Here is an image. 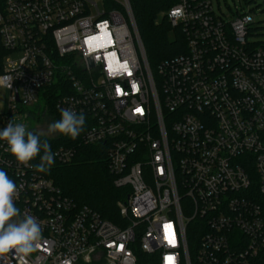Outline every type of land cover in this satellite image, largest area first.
<instances>
[{
	"label": "built area",
	"instance_id": "obj_1",
	"mask_svg": "<svg viewBox=\"0 0 264 264\" xmlns=\"http://www.w3.org/2000/svg\"><path fill=\"white\" fill-rule=\"evenodd\" d=\"M0 0V130L41 103L60 74L61 108L83 112L80 146L105 147L116 222L78 206L0 141L16 206L43 228L37 250L0 264H258L264 257V43L250 13L212 0L167 12L185 53L153 71L130 0ZM20 54L17 61L8 55ZM34 119V118H33ZM77 148L55 158L71 164Z\"/></svg>",
	"mask_w": 264,
	"mask_h": 264
},
{
	"label": "trees",
	"instance_id": "obj_2",
	"mask_svg": "<svg viewBox=\"0 0 264 264\" xmlns=\"http://www.w3.org/2000/svg\"><path fill=\"white\" fill-rule=\"evenodd\" d=\"M130 3L153 71L162 61L185 53L186 40L183 32L180 29H172L166 18L167 12L177 0H130ZM171 33L175 35L173 40L170 39ZM60 96L62 95H60V74H58L55 84L42 92L41 103L32 110H26L25 113L33 115L37 123L47 114L56 121L60 119L55 107ZM2 116L0 111V118ZM30 131L38 133L35 130ZM84 132L75 140L61 134L55 138L41 135V141L46 140L53 153L64 146H75L78 150L76 158L69 165H63L54 157V164L49 172L35 171L43 178L52 181L64 196L72 199L78 206H87L98 212L102 218L116 222L120 192L114 188L113 179L108 172L105 147L80 146ZM12 158L15 159L13 156ZM38 163L39 157L30 162L32 165ZM148 260L149 257L142 254L139 257V264H148ZM258 264H264V257L259 259Z\"/></svg>",
	"mask_w": 264,
	"mask_h": 264
},
{
	"label": "clouds",
	"instance_id": "obj_3",
	"mask_svg": "<svg viewBox=\"0 0 264 264\" xmlns=\"http://www.w3.org/2000/svg\"><path fill=\"white\" fill-rule=\"evenodd\" d=\"M86 127L83 112L77 113L73 108H61L60 119L50 123L47 135L61 134L77 139ZM40 133L30 131L24 123L10 120L0 130V141L7 145L8 152L25 167L47 173L54 164L55 153L50 144L41 141ZM39 157V163L30 164ZM19 188L8 173L0 169V255L14 251L21 257L35 252L42 238L43 228L40 221L28 211L21 213L16 206Z\"/></svg>",
	"mask_w": 264,
	"mask_h": 264
},
{
	"label": "rangeland",
	"instance_id": "obj_4",
	"mask_svg": "<svg viewBox=\"0 0 264 264\" xmlns=\"http://www.w3.org/2000/svg\"><path fill=\"white\" fill-rule=\"evenodd\" d=\"M98 3L101 11L104 10L103 2L104 0H92ZM214 9L217 14L222 13L225 16H230L231 13H235L236 9L239 12L250 13L254 19V24L252 26L253 36L248 39L249 44L264 43V0H212ZM174 33L170 34V39H174ZM10 60L17 61L21 58L20 54L8 55ZM8 107V93L0 86V111L5 112ZM33 109V108H32ZM30 109V110H32ZM55 119L47 114L38 123L35 119L31 118L26 121L25 125L29 130H35L42 134L46 138H55L58 134L47 135L48 125L54 122Z\"/></svg>",
	"mask_w": 264,
	"mask_h": 264
},
{
	"label": "water",
	"instance_id": "obj_5",
	"mask_svg": "<svg viewBox=\"0 0 264 264\" xmlns=\"http://www.w3.org/2000/svg\"><path fill=\"white\" fill-rule=\"evenodd\" d=\"M263 5H264V3H263Z\"/></svg>",
	"mask_w": 264,
	"mask_h": 264
}]
</instances>
